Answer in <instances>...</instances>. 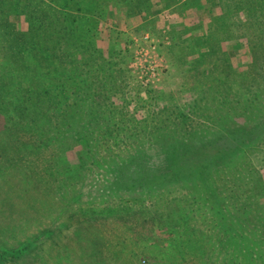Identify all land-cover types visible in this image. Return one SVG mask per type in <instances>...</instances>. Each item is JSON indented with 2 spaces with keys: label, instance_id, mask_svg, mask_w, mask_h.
Wrapping results in <instances>:
<instances>
[{
  "label": "rangeland",
  "instance_id": "1",
  "mask_svg": "<svg viewBox=\"0 0 264 264\" xmlns=\"http://www.w3.org/2000/svg\"><path fill=\"white\" fill-rule=\"evenodd\" d=\"M0 264H264V0H0Z\"/></svg>",
  "mask_w": 264,
  "mask_h": 264
},
{
  "label": "trees",
  "instance_id": "2",
  "mask_svg": "<svg viewBox=\"0 0 264 264\" xmlns=\"http://www.w3.org/2000/svg\"><path fill=\"white\" fill-rule=\"evenodd\" d=\"M77 2L79 3V1H77ZM77 131L78 130L76 128L75 132H77ZM179 148L180 147L171 148L170 150H166V151L160 150L154 159H152L151 157L147 158L144 156V158H140L141 162H138V161L134 162L136 160V158H135V156H131L130 158H128V161H126L125 164L121 163V161H120L117 166L120 167V165L124 164L127 173L129 170L134 168L132 172H129L130 174H132V175L135 174L136 176L139 175V176H141V178H145V177H147L148 174L156 172V170L158 168H167L169 166H172L173 163L175 162L176 152H178ZM102 159H103V161L106 162L105 157ZM149 160H152V161L149 162ZM109 169H110V167H109ZM117 169L118 168H116V170ZM139 169L141 170L140 174H136L135 170H139ZM123 177H124V175H123ZM115 178H117V177H115ZM166 179H170V178L168 177ZM119 180L121 181L122 179H119ZM153 182L157 183L158 181H153ZM176 218H179V217L176 216ZM187 220H185L183 218L181 221H187ZM177 223H178V221H177ZM175 233H177L176 229H175Z\"/></svg>",
  "mask_w": 264,
  "mask_h": 264
}]
</instances>
